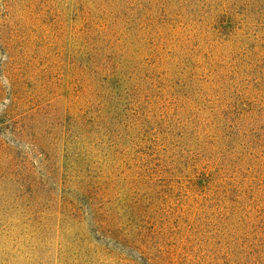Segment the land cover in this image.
Wrapping results in <instances>:
<instances>
[{"label": "rangeland", "instance_id": "1", "mask_svg": "<svg viewBox=\"0 0 264 264\" xmlns=\"http://www.w3.org/2000/svg\"><path fill=\"white\" fill-rule=\"evenodd\" d=\"M0 264H264V0H0Z\"/></svg>", "mask_w": 264, "mask_h": 264}]
</instances>
